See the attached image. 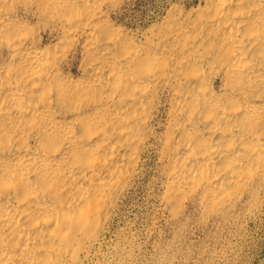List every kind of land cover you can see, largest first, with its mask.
<instances>
[{
	"label": "bare ground",
	"instance_id": "bare-ground-1",
	"mask_svg": "<svg viewBox=\"0 0 264 264\" xmlns=\"http://www.w3.org/2000/svg\"><path fill=\"white\" fill-rule=\"evenodd\" d=\"M121 2L0 0V264H85L150 151L172 217L264 186V0Z\"/></svg>",
	"mask_w": 264,
	"mask_h": 264
},
{
	"label": "rangeland",
	"instance_id": "rangeland-1",
	"mask_svg": "<svg viewBox=\"0 0 264 264\" xmlns=\"http://www.w3.org/2000/svg\"><path fill=\"white\" fill-rule=\"evenodd\" d=\"M198 1L122 0L110 17L126 28L143 29L158 22L170 4L189 8ZM160 191L150 151L85 264H264V186L253 200L207 216L188 201L172 217L161 206Z\"/></svg>",
	"mask_w": 264,
	"mask_h": 264
}]
</instances>
